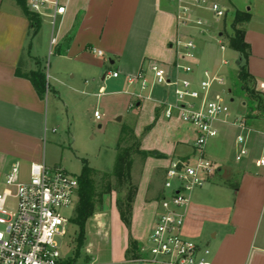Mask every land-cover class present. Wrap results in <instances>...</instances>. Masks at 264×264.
<instances>
[{"label": "crops", "instance_id": "0c3cea01", "mask_svg": "<svg viewBox=\"0 0 264 264\" xmlns=\"http://www.w3.org/2000/svg\"><path fill=\"white\" fill-rule=\"evenodd\" d=\"M30 1L27 0V6L32 10ZM46 1L43 14L37 12L41 20L39 29L32 35L30 21L17 0H0V190L13 163L30 165L44 160L42 150L52 107L60 103L74 116V110L81 106L83 99L105 95L109 99L103 102L99 120L112 116L120 122L118 139L126 126L140 138L141 150L160 155L143 158L138 173L132 170L137 191L130 228L122 222L116 209L118 214H113V219L117 215L118 222L114 224L113 220V230L110 214L100 208L95 214L97 232L113 243V253L117 250L116 255L113 254L117 257L115 262L153 261L146 258L150 255L143 249L146 257L127 259L129 237L146 248L159 211L168 166L173 160H193L201 151L196 146L198 133L194 125L182 121L178 114L171 118L164 116L162 103L174 101V87L156 84L150 66L157 63L169 76L188 77L195 83L200 71L207 69L222 78L221 82L214 83L212 95L220 93L225 84L222 66H212V71L208 67L201 68L199 62L193 63L195 72L185 74L174 67V43L178 38L202 43L214 40L224 49L229 46L227 36L233 30L228 33L224 27L218 30L217 36L211 35L213 27L200 16L208 9L195 5L194 0ZM53 2L65 6L64 13L57 15L55 26L50 16L56 8ZM181 7L188 8L189 20L185 24H179ZM198 19L202 24H196ZM233 19L234 15L231 24ZM247 34L246 29L245 39L252 53V41ZM53 37L56 41L52 44ZM49 49L53 50L51 56ZM94 49L103 54L99 55ZM198 49L196 46L195 53ZM251 57L250 54L248 69L257 86L264 81V68L255 61L252 63ZM44 58L49 59L50 71L43 69ZM227 62L225 58L221 60L222 64ZM18 68L22 72L40 68L50 75L44 97L37 94L29 79L18 75ZM114 71L119 73L118 77L107 75ZM139 72L145 75L148 86L141 91L143 97L137 98L127 91L139 92V87L131 86V89L127 77ZM95 88L98 91L95 92ZM260 118L245 116L244 124L261 128L264 135ZM98 127L101 128L102 123ZM216 136L204 146L205 157L215 152ZM238 136L241 135L233 139L235 160L220 156L217 163L212 161L214 173L188 194V202L182 209L183 235L201 248L209 249L206 258L211 264H264V167L257 164L264 154L254 161L236 159L246 139L243 137L244 141L238 142ZM160 175L157 188L156 178ZM164 259L154 262L166 263Z\"/></svg>", "mask_w": 264, "mask_h": 264}, {"label": "built area", "instance_id": "2783aa9c", "mask_svg": "<svg viewBox=\"0 0 264 264\" xmlns=\"http://www.w3.org/2000/svg\"><path fill=\"white\" fill-rule=\"evenodd\" d=\"M46 0H31V9L43 14ZM56 6L50 15L53 26L57 15L64 13L65 6ZM197 6H203L215 17H225L227 8L216 2L207 4V0H194ZM187 7L179 11V24H185L189 18ZM196 24H202L198 19ZM52 44L55 38H52ZM176 61L174 67L185 74H193L195 68L191 61L195 58L196 44L193 39L178 38L175 41ZM221 48H224L221 45ZM96 53L102 55L101 50ZM154 82L174 87V101L163 102L166 118L178 114L182 121L197 128L196 146L201 153L193 160H173L167 168L164 180V192L159 202V211L154 226L145 244L153 261L161 260L167 264H211L206 258L208 248H201L197 242L182 233L184 213L182 209L188 202V194L196 187L202 186L214 173L215 165L207 159L202 151L207 141L218 135L216 122L224 121L229 116V107L221 93H213L215 82L222 78L203 70V78L194 82L188 77H171L159 64L150 66ZM108 76L118 77L119 73L109 72ZM47 81L50 75L46 73ZM128 86L139 87L138 91L127 92L137 98L143 97L141 91L146 89L148 81L142 72L127 77ZM256 88L264 94V81ZM97 120L101 119L98 110L94 111ZM244 127L243 120H236ZM238 142L244 138L238 136ZM247 153L242 147L236 159ZM264 167V155L257 161ZM78 178L60 166H49L44 160L31 162L28 177L20 176L19 163H13L7 172L3 188L0 190V264H63L58 239L63 238L70 217L63 213L64 208L75 207L78 202ZM15 205L10 208L9 200ZM161 257V258H160Z\"/></svg>", "mask_w": 264, "mask_h": 264}, {"label": "rangeland", "instance_id": "374dc122", "mask_svg": "<svg viewBox=\"0 0 264 264\" xmlns=\"http://www.w3.org/2000/svg\"><path fill=\"white\" fill-rule=\"evenodd\" d=\"M212 2H216L228 9L226 17L220 18L215 17L209 10L202 11L200 16L204 20L207 19V24L213 27L212 33L210 32L213 36H217L218 30L224 29V27L228 33H231V21L237 10L250 11L251 18L245 24V28L247 29L248 38L252 41L251 62L255 61L259 64V67L262 64L261 67L264 68V61H262L264 60V0H207V4ZM195 42L196 46H199V49L195 53V58L190 60L191 63L199 62L201 68L208 67L211 70L213 69L212 66H222L225 84L222 86L223 90L220 93L226 99V104L229 107V116L224 121L216 122V125L219 127V133L215 137L216 139L213 140L215 152L212 154L208 153L206 158L215 163L218 162L220 156L234 161L235 148L233 139H236L239 134L246 138L245 142L242 143V146L247 150V153L243 155L244 160L254 161L255 158L264 154V135L262 134V129L250 127L246 124L244 127H241L237 123H234L236 122V118L244 121L248 113V100L242 90H240V83L236 77L240 64V54L229 46L220 49L214 40H207L206 43H202L199 40H195ZM52 52L53 50L51 49L49 52L50 56ZM223 58L228 61L227 64L221 63ZM48 61V58H44L43 69L45 72L50 71ZM199 77V80L203 78L202 70L199 73ZM132 87L130 88L132 89ZM96 91H98V88H95ZM98 96H90L87 100L83 99L81 106L77 110H74V116L71 112L67 113L66 108L60 103L56 107H52L48 115L49 128L42 152L44 153V160L47 165L60 166L75 176L81 173L83 159H86L91 167L98 170V173L94 175V179L98 189H100L103 185V174L111 173L114 169L120 122L112 116L105 118L104 121L94 119V110L97 109L101 113L104 100L109 99L105 95ZM78 101L81 100L79 99ZM244 102L246 105L243 104ZM259 121L264 124V118H260ZM99 123H102L101 128L98 127ZM53 129L55 130L53 131ZM209 141L211 142L212 138ZM134 159L136 160L135 164ZM134 159V169L132 164V170L138 173L144 159L140 154L134 155ZM19 167L20 176L26 179L28 177L29 164H20ZM157 177L158 188L161 182V175ZM132 182L134 183L133 179ZM124 195L125 191H113L105 195L102 202L97 204L95 213L86 222V238L79 256L75 255V252H78L76 251V237L79 229L71 221L75 216L77 204L75 207L63 209L64 215L70 217V222L66 227V235L58 239L61 255L64 260L63 264H127L115 262L117 257L113 256V254L116 255L115 252L117 250L115 249L113 253V243L111 244L109 240L104 239L97 232L95 217L100 208L102 211L108 212L114 230V224L118 222L116 221L117 215H115V220L113 219V214L117 213L116 200L118 197ZM9 205L10 208L15 205L14 199L9 200ZM146 258L151 259L149 257ZM141 264L167 263H156L144 259Z\"/></svg>", "mask_w": 264, "mask_h": 264}, {"label": "trees", "instance_id": "16d2710c", "mask_svg": "<svg viewBox=\"0 0 264 264\" xmlns=\"http://www.w3.org/2000/svg\"><path fill=\"white\" fill-rule=\"evenodd\" d=\"M24 14L30 21V29L34 35L40 26V17L37 12L30 10L27 6V0H17ZM249 11L237 10L232 22L233 33L228 36L229 47L239 52L240 64L236 72V77L240 83V90L245 94L248 100V114L246 118H264V94L256 89V80L248 69V59L251 54V46L245 39V24L250 20ZM18 75L31 81L37 94L44 97L48 82L46 73L40 68L28 72H22L19 68ZM140 154L143 158L149 155H160L154 151H144L140 149V138L135 136L133 131L128 127H123L120 138L117 143V155L114 169L111 173L103 174V185L98 189L94 175L98 173L97 169L91 167L86 159H83V167L78 178V203L75 210V216L72 222L78 227L76 237L75 255L79 256L82 246L85 242V228L87 220L95 213L98 203H101L103 197L113 191H125L124 196L116 200L120 218L125 226L129 229L132 219V204L137 187L132 182L131 170L134 155ZM142 246L137 240L129 237V245L126 250V258L137 260L144 258ZM75 257V256H74ZM76 258V257H75Z\"/></svg>", "mask_w": 264, "mask_h": 264}, {"label": "water", "instance_id": "95a60500", "mask_svg": "<svg viewBox=\"0 0 264 264\" xmlns=\"http://www.w3.org/2000/svg\"><path fill=\"white\" fill-rule=\"evenodd\" d=\"M118 120H120V117H118Z\"/></svg>", "mask_w": 264, "mask_h": 264}]
</instances>
